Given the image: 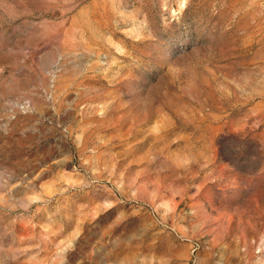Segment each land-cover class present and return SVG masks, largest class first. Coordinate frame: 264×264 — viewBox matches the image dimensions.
<instances>
[{
  "label": "rangeland",
  "instance_id": "374dc122",
  "mask_svg": "<svg viewBox=\"0 0 264 264\" xmlns=\"http://www.w3.org/2000/svg\"><path fill=\"white\" fill-rule=\"evenodd\" d=\"M0 264H264V0H0Z\"/></svg>",
  "mask_w": 264,
  "mask_h": 264
}]
</instances>
